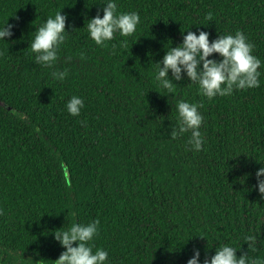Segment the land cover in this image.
I'll use <instances>...</instances> for the list:
<instances>
[{"label": "trees", "instance_id": "trees-1", "mask_svg": "<svg viewBox=\"0 0 264 264\" xmlns=\"http://www.w3.org/2000/svg\"><path fill=\"white\" fill-rule=\"evenodd\" d=\"M116 2L140 23L96 45L86 24L103 0H0V24L13 25L0 41V264H13L11 252L54 264L63 249L52 232L73 219L99 221L93 243L108 264H186L193 249L203 260L222 242L241 245L239 256L244 234L255 238L248 254L264 257L255 189L264 164V0ZM58 10L69 33L53 67H43L28 42ZM188 28L210 41L242 31L261 60L259 86L210 99L187 78L171 93L160 88L153 63ZM55 69L67 71L62 81ZM73 94L84 102L77 116L65 110ZM178 99L200 105L198 151L187 134L168 135Z\"/></svg>", "mask_w": 264, "mask_h": 264}, {"label": "clouds", "instance_id": "clouds-1", "mask_svg": "<svg viewBox=\"0 0 264 264\" xmlns=\"http://www.w3.org/2000/svg\"><path fill=\"white\" fill-rule=\"evenodd\" d=\"M116 0H103L97 14L87 19L88 37L96 44L103 45L112 40L114 33L121 36L131 35L140 23L136 11H118ZM102 11V15L100 12ZM211 16V13L208 14ZM66 15L61 10L48 15L38 27L34 28L28 42L35 63L43 67H53L59 49L69 33L65 29ZM71 27V25H69ZM85 27V23H84ZM13 25L8 20L0 24V41L12 36ZM182 40L176 46L165 48L164 55L155 65L154 79L163 90L172 92L173 81L187 78L195 83L199 95L206 98L230 95L234 89H246L259 86L261 65L259 57L253 54V44L245 34L236 30L233 33L218 34L209 39L207 31L189 28L181 32ZM122 45L125 43L121 42ZM215 54V56L213 55ZM83 56V53H80ZM55 80H63L66 70L55 69L51 73ZM84 106L83 98L71 95L65 102V110L77 116ZM200 105L186 99L175 102L176 123L170 128L168 135L175 139L187 134L186 146L193 151L201 149L204 137L201 132L203 121ZM255 189L261 200H264V164L255 172ZM74 216L75 213H68ZM99 221L92 219L87 222L70 220L52 232L53 239L62 247L54 264H108V251L103 247L94 246V238L99 231ZM242 239L247 243V251L237 256L241 245L234 246L231 242L218 243L212 255L200 259V250L193 249L186 264H264V257L250 256L249 248H255L254 236L244 234ZM13 264H41L42 261L27 259L22 254L11 252Z\"/></svg>", "mask_w": 264, "mask_h": 264}, {"label": "water", "instance_id": "water-1", "mask_svg": "<svg viewBox=\"0 0 264 264\" xmlns=\"http://www.w3.org/2000/svg\"><path fill=\"white\" fill-rule=\"evenodd\" d=\"M1 104V103H0Z\"/></svg>", "mask_w": 264, "mask_h": 264}]
</instances>
